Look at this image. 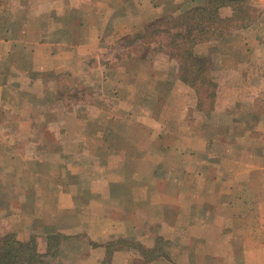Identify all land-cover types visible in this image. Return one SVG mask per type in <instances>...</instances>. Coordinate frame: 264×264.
I'll return each instance as SVG.
<instances>
[{"label":"crops","instance_id":"1","mask_svg":"<svg viewBox=\"0 0 264 264\" xmlns=\"http://www.w3.org/2000/svg\"><path fill=\"white\" fill-rule=\"evenodd\" d=\"M36 1L19 0V2L12 3L11 6L8 5V10H14L12 13L10 12L9 22L0 15V79L3 80L0 83V110L9 114L10 118H14L15 125L14 129L9 131L10 127L8 128L6 126L3 128L2 123H0V220L11 219L8 222V229L10 231L7 232L5 230L4 232L14 233L18 236L22 234L18 238H22L26 242L31 235L42 234L46 237L57 234L65 235L67 238L60 245V254L63 256L66 250H74V257L76 259L81 256L85 258V263L83 264H104L108 247L116 244L118 241L136 242L146 249H155L157 247V238L162 237L165 231H181L187 233L189 230L179 229L178 223L170 224L164 222V214L160 211L161 209L158 211L160 220L156 222L161 226L160 234L157 235L158 237L154 235V231L152 232L151 226L149 225L150 222H147L148 220H146L147 223L144 222L140 209L119 210L121 212H119L120 219L118 220L113 219L110 213L108 214V209H105V204H108V201L115 197L110 189L112 184L122 183L125 186L127 185L128 189H125L123 193L121 192L122 198L126 196V199L130 202L132 200L141 202L147 199V197L141 195V192H146L147 190V184L143 181H141L142 183L140 181L134 182L130 186V182L124 178L122 180L118 179L117 181H107L102 177H96L87 182L90 189V196L86 201L89 205L87 203H80L81 199L79 194L82 191V183L85 180L84 173L93 169H101V173H103L102 170L106 168V165L103 162H98V157L79 138L87 136L91 139L93 137L99 138L104 148L103 152L107 156L111 154L119 155L123 159L121 167L127 169L130 167L126 163L128 152L126 147L131 148V136L128 137L125 133H119V130L111 129L106 135L104 129L106 126L111 127L110 125L112 123L115 125L114 122L116 121L137 125L141 130H145V124L143 125L138 120L134 123L130 122L134 118L130 117L128 112L125 113L128 115L120 118L107 112L106 122H103L104 118L100 122L98 120V110L96 109L98 106L95 107L92 104L85 106L79 104L76 108L74 107L73 111H65V109L60 108V97L58 95L56 96L57 92L60 91V86H58L56 92L50 85L46 86L44 81L33 80L31 72L37 69V71L43 73L46 70L52 71L56 75L71 73L73 77L80 76L85 71L91 74H98L100 72L103 75H100L101 82L96 87V93L94 95L98 97L99 91L101 92L99 95L101 100H113L119 106L129 104V100H132L134 97H140L145 102L148 88H152L155 92L157 100H159L158 105L164 106L166 104L164 100H168L169 97L175 95L179 97V100H183L179 93H183L187 88L191 89L193 87L180 78V65L178 60L172 57L167 49H161L155 41H152L150 44L148 43L144 47L143 45L140 46L139 48L142 50L139 49L137 51V56L124 57L123 53L115 56L114 58L116 60L110 62L112 64L106 68V72H104L105 70H100L102 68H98L99 65H95L97 68H89V70L83 69L79 65L88 59L89 56L98 57L100 52L99 47L103 41H112L111 45H114L117 41L132 38L136 34L138 35L142 30L145 33L156 24H161L166 19L178 16L183 11L199 6L203 0H51L53 1L52 3L46 2V6H42L41 8H51L52 11L55 9L59 17L58 20L53 21L58 24H61L64 18L70 15L73 8L81 5L79 8L82 9L87 7L88 3L92 4L95 7L93 9L95 13L91 16V22L85 25L95 24L98 26L100 25L99 19L102 18L103 21L106 19V28H103L105 29L103 30L105 34L104 32H100V29L96 27L88 37L89 43L83 45L79 40L78 43L75 41L74 45L72 43L68 47L62 39L59 42L48 43V34L46 32V43L39 41L32 48L31 52L28 51L27 46H25L27 49L17 51L21 39L28 35L27 32L30 30L29 25L36 23L35 17L31 15L33 3ZM23 4L27 5L26 11L22 10L24 9ZM259 24L264 27V4L263 15L259 18L256 25L248 28L245 32H234L235 55L232 52L225 51V49L220 53L217 49L212 54L217 55L219 51L221 61L218 65L215 58H213V62V59L210 57L211 51L209 55L204 54L202 56L204 58H210L212 67L216 64V67L214 66L211 71V77L218 89H224L229 84L228 82L225 83L226 80H217L216 78L218 77H215L216 74L218 76L225 73L231 77L233 75L235 76L234 82L229 81L230 85L234 83V87L237 90L234 97L235 106L242 107L244 100L251 101L246 102V105L249 102L251 104L248 105L245 114L250 117L251 124L243 127L244 125L242 126L235 122L234 126L236 133L244 134L250 140L249 145L245 147L236 145L237 149L234 159L223 157L220 159V162L223 163L224 160H227L234 164V169H242L244 160L241 156L251 154L252 159L256 161L254 162L256 165L253 164L250 166V169L257 177L262 175L260 171H264V154L262 148L259 147V138L264 139V104H258V101L264 100V56H262L264 54V28L263 30L259 28L261 29L259 30ZM230 37L232 35H227L222 40ZM143 42L145 43L146 41L143 40ZM56 46L59 47L56 48ZM127 47H130V45ZM127 47L123 46V49L126 50ZM83 49L90 51L88 57H86L88 54L83 55L81 53ZM30 55L34 57L33 66L17 67L15 68L16 72L13 69L8 70V67H4L3 61L8 60L10 57L14 59V56L24 58ZM3 58L4 60H2ZM110 60L108 59V61ZM36 63L39 67L36 66ZM13 75L20 77L22 82L20 80L10 82V76ZM35 88L38 92H32ZM9 89L10 91L14 90L19 98L17 96L14 98L12 94V98L9 96V100L7 97L9 94L7 91ZM23 90H28V92L24 94ZM19 91L21 92L18 93ZM217 94L216 96L218 97L214 100L210 117H214L221 112V105L224 100H222L220 93ZM45 96L46 126H53L51 128L52 137H47L48 134L46 133V140H44L45 136H42L43 132L40 131V137L36 142L34 137L38 129H31L29 127H26L22 133H16L15 130L20 128L19 125L22 122L28 125L30 121L35 119V116L32 113L16 112L14 109L12 111L10 110L12 108L9 109V104L13 103L14 100V105H18V100H30V104L32 103L33 105L35 104L33 103L35 100H39V98H44ZM187 104H189L185 106L187 115L182 123L183 126L178 130L173 128V126H163L161 120L157 121L154 115L151 116L148 111L144 112V116H147L151 120V122L147 121L151 130L150 134L147 135L144 146L138 148V154L142 157V163L146 162L151 152L160 155V158L154 162L155 175L153 182H151L152 184H166L167 181L175 186L184 184L185 180L188 181L189 178V173L187 172L189 166L199 164V161H196L195 158L201 152L194 146V143L186 148L179 145V139H188L196 133L194 121L189 115V112L191 109L197 110L199 108L200 100L194 98ZM89 109L90 117H83L81 115L82 110ZM199 115L198 120H201L202 115ZM137 118H139L138 115ZM70 121H74L76 126L69 127L68 124ZM82 122L90 124L89 130L84 126V123L82 126H77L78 123ZM93 128H95V131L92 130ZM48 130L50 131V129ZM115 136H120L126 146H123V148L115 147L112 141L108 142L106 139H109V137L114 138ZM169 137L174 139L176 137V139L172 143H168ZM210 138L211 135L207 132L203 135L205 145L203 151V157L205 159H203V163L211 161L209 146L212 141ZM164 140L167 143L164 144ZM51 152L57 154L56 158L58 161L56 163H51L46 160V156H49ZM189 157L194 158L189 161ZM185 160L187 162L183 164ZM259 161L260 164H257ZM140 167L141 161L135 165V168H138V172L141 169ZM51 170L56 171V174H52ZM221 170L222 168L219 170V176L216 171V176L212 179H208L206 175L207 171L202 172L201 177L197 175L198 182L202 183L207 180L204 186L209 183L216 188L223 189L226 187L230 199L227 204V210L231 213L232 217H241L244 214L241 210V205L249 200L244 198L243 194L240 193L242 188L240 189L237 182L234 181L235 177L231 180V176L224 175V171L222 170V173ZM46 176L55 179L56 186L54 188L58 195L55 196L56 204L53 208V214L46 208L41 215L38 213V210L36 211V207L41 196L40 190H44L42 186L40 187V184L46 179ZM27 182L32 183L28 185ZM129 186L132 190L129 189ZM7 188H9V191ZM135 191H138L140 195H138L139 198L137 199V192L135 193ZM164 191L154 189V193L150 194L152 196H149V200L153 201L158 199L175 205V198ZM49 193L50 190L46 189V198L50 197ZM45 196L43 194V197ZM20 202L25 203L20 204ZM235 206L238 207L235 209ZM24 210H26V214ZM19 211L21 213L20 215L26 219L23 222L24 224L26 223V234L16 229L14 225L17 222H12L13 218H18ZM109 212L111 211L109 210ZM150 213L149 211L148 214ZM22 214L31 218L23 216ZM129 217H132L135 221L129 223ZM67 218L71 220L68 221ZM223 229L224 226L219 230L221 234H223ZM209 230L213 231V233L217 232V228L212 226ZM251 232L259 231L256 227L252 228ZM250 243L248 246L259 249L264 248V240H254ZM230 244L236 245V243ZM188 245H179V248L180 250H190V246ZM226 245L228 244L226 243ZM83 253H86V256H83ZM254 258L251 260L248 258L245 264H264V253ZM113 259L114 262L112 261L111 264L163 263V258L158 259L154 263L146 262L141 256L134 254L130 249L118 250L114 254ZM234 260L238 263L236 258ZM173 262L178 264L182 263L180 259L173 260ZM222 262L226 264V259L216 258V263L221 264Z\"/></svg>","mask_w":264,"mask_h":264},{"label":"rangeland","instance_id":"2","mask_svg":"<svg viewBox=\"0 0 264 264\" xmlns=\"http://www.w3.org/2000/svg\"><path fill=\"white\" fill-rule=\"evenodd\" d=\"M208 1L209 0H203L200 5H204ZM14 2H19V0H0V15L3 16V18L7 20V22L10 21V12L12 13L14 11L12 9L8 10L7 6H11ZM46 2L52 3L53 1L37 0L35 3H33V10L31 11V15L35 17L36 23L29 25L30 30L27 32L28 35L21 39L19 43L20 46L17 51H21L22 49L28 48V51L31 52L32 48L39 41L41 43H46V32L48 34V43L59 42V40L62 39L64 40V43L68 45V47L71 46L72 43L74 45L75 41H77L78 43L79 40L81 44L83 43V45H85L86 43H89L88 37L91 35L92 30L94 31L97 27L100 29V32H104L103 30L105 29L103 28H106V19L103 21L102 18L99 19L100 25L98 26H96L95 24L85 25L91 22V16L95 13V10L93 11L95 7L90 3L87 4V7H84L82 9L79 8L81 7V5L73 8L70 15H67L66 18H64V21H62L61 24H58L53 21L56 19L58 20L59 17L55 9H53L52 11L51 8H41L42 6H46ZM263 4L264 0H249L248 4H246V6H249L250 9L253 10L251 14L254 18H256L254 25L257 24V21L263 15ZM23 7L24 9L22 10L26 11L27 5L23 4ZM221 11L224 16H227L231 14L232 10L230 7H228L223 8ZM50 20L52 21V23ZM159 27L162 28V25ZM259 28H262L263 30L264 27L259 24L258 29ZM247 29L248 28L235 29L230 33H225L224 36L210 43L198 45L195 48V53L198 57L202 58L204 54L209 55L210 51L212 54L215 53L218 49L221 53V51L225 49V51L232 52L235 55L234 32H245V30ZM147 33L148 30L145 33H143L142 30L140 33H138V35L136 34V36L132 38L117 41L116 43H114V45H111L112 41L105 40L101 43L99 47L100 52L98 57H90V51L83 49L81 53L83 55L88 54L86 55V57L89 56V58L84 60L79 66H82L83 69L89 70V68L95 69L97 68L95 65H99L98 68H102L100 70H105L104 72H106V68H108V66L110 67V65L112 64L110 62L116 60V58H114L115 56H119L122 53L124 57L137 56V51L140 49L139 47L142 45L144 47L146 45L143 42L144 39L142 41L140 40L139 42V39H141L140 36H143V34L146 35ZM227 35H232V37L225 38L222 40V38L226 37ZM128 45H130V47H127ZM25 46H27V48ZM123 46L127 47V49H123ZM58 47L59 46H56V48ZM212 49L214 50L212 51ZM219 51L217 55L210 54V57L212 59L215 58V61H217V65L221 61ZM262 56H264V54H262ZM108 59L111 60L108 61ZM206 59L209 60L208 62L210 64V58L206 57ZM2 60H4V58ZM3 62L5 68L8 67V70L13 69V71L16 72L15 68L17 67H29L31 65L33 66L34 57H32L31 55L28 57L25 56L24 58H22L21 56H14V59L10 57L8 60ZM37 65L38 64L36 63V66ZM214 66L216 67V64H214L213 67ZM228 67H230V65H228ZM31 74L33 75H31L33 80L44 81V83H46V86L50 85L52 89L56 92L58 90V86H60V91L57 92L56 96L58 95L60 97L59 105L61 107H59L65 109V111H73L74 107L76 108V106H78L79 104H83L84 106L92 104L95 107L98 106L96 107V109L98 110V120H100V122H102L103 118V122H106V117L108 115L107 112H110L117 118H120L122 116L125 117L129 114L130 117L134 118L130 122L134 123L138 120L143 123V125L147 124V126L144 125L145 130H141L140 128H138L137 125L120 121L114 122L115 125H113L112 123V125H110L111 127H107L105 125L106 127L104 129V132L106 133V135L111 129L119 130V133H125L128 137L131 136V148L126 147L128 151L126 163H128L130 167L127 169L121 167L123 159H121L119 155L111 154L107 156V154L103 152L104 148L101 145L102 142H100L99 138L93 137V139H91L88 136L84 138H79L82 139L84 144L89 146L92 150V153L98 157V162H103V164L106 165V168L102 170L103 173H101V169L88 170L87 173H84L83 176L85 180L82 183V191L79 194V197L81 199L80 203H87L89 205V203L86 201L90 196V189L87 182L91 181L96 177H102L104 178V180L107 181H117L118 179L122 180V178H124L125 180L130 182V186H132L131 184H133L134 182L136 183L138 181H143L147 184V190L146 192H141V195L147 197V199L146 201L144 200L141 202L138 200H132L130 202L126 199V196L122 198V193L125 191V189H128L127 185L125 186L122 183L112 184V187L110 189L112 191V194L115 195V197L113 199H110L108 201V204H105V209H108V214L110 213L113 219L118 220L120 219L119 212H121L119 210L140 209L141 216L143 215L142 217L144 218V222H150L149 225L151 226L152 232L154 231V235L157 236L160 234L161 231V226L156 223L158 220H160L158 217V211L161 209L160 211L164 214V222H168L170 224L178 223L179 229H185V231L189 230L187 233L181 231H165L162 237H156L157 247L155 249H146L136 242L118 241L116 242V245L112 247L110 254H107L104 264H111L112 261L114 262V254L118 250L125 249H130L134 254L141 256L146 262L154 263L155 261H158V259L163 258V263L161 264H178L173 262V260L178 259H180V262H182L181 264H218L216 263V258L226 259V264H245L248 258L251 260L255 256H261V254L264 253V248L259 249L248 246L249 244H251L250 242L254 240H264V171H260V174L262 175H259L258 177L254 175V173L250 169V166H252L253 164L256 165V163H254L256 161L252 159L251 154H245L241 156L244 160V166L242 169H234V164L228 162L227 160H224L223 163L220 162V159L223 157H226L228 159H234V156H236V145L239 147H245L248 146L250 142V140L246 138L244 134H240L239 132L236 133L234 131L235 122L242 126L244 125L243 127L251 124L250 117L245 115L246 109L248 105L251 104V101L244 100V105L242 107L235 106L234 104L235 92L237 90L234 87V83L231 84L232 86L229 83V81L234 82V75L231 77L230 75L225 73L220 74L218 76L216 74L215 77H218L216 78L217 80H226L225 83L228 82L229 85L226 86L224 89L217 88L216 95H218L217 93H220L221 98L224 101L221 105V112H219L214 117H210L211 108H213L214 106V100H216L218 96H216L215 99L210 100L205 97V94L203 93L205 91L200 88L198 90L191 87V89L187 88L186 91H183V93H179V95L182 96L183 100H179V97H176V95L171 96L168 100H164V102L166 103L164 106L158 105L159 100H157L155 92L152 90V88H148L145 102L140 97H134L132 98V100H129V104L119 106V104H116V102L114 103L113 100H101V97L99 96L101 92L99 91V98L94 95V93H96V87H98L99 83L101 82L100 75H103L100 72L98 73V75L97 73L91 74L85 71L82 72L80 76L73 77L71 73L56 75L52 71L44 70L43 73H41L36 69V71L31 72ZM10 77V82H17L19 80L21 81L20 77H18L17 75H13ZM2 81L3 80L0 79V83H2ZM10 89L7 91V93H9L7 97L9 98V96L11 97L13 94L14 98H16V96L17 98H19L18 94L16 95L14 90L10 91ZM20 92L21 91H19L18 93ZM23 92L25 94L26 92H28V90H23ZM32 92H38V90L35 88L32 90ZM194 98H198L200 100V105L197 110L191 109L189 115L194 121V128L196 129V133L194 136H191L188 139H179V145L183 148H186L189 147L192 143H194V146H196L201 152L195 158L196 161H199V164L189 166V168L187 169V172L189 173V178L188 181L185 180L184 184L175 186L169 181H167L166 184H152L151 182H153L155 175L154 162L160 158V155L151 152L146 162L142 163V157H140V155L138 154V148H140V146H144L147 140V135L150 134L151 130L149 127L150 125L147 123V121L151 122V120L147 116H144V112L148 111L151 116L154 115L156 117L157 121L161 120L163 126H173V128L178 130L181 129V127L183 126L182 123L184 122V118L187 115L185 106L189 105L187 103L192 101ZM247 101H250L248 105H246ZM14 102L15 100L13 101V103L9 104V109L12 108L10 110H16V112L22 113H32V115L35 116V119H33L34 121H30L28 125L22 122V124L19 125V129H16L15 127L16 133H22L26 127H29L31 129H38V132L34 137L36 142L40 137V131L43 132L42 136H45L44 140H46V133L48 134L47 137H52L51 128H53V126H46V96L44 98H39V100H35L33 102L35 104L33 105L32 103L30 104V100H18V105H14ZM125 102H127V100H125ZM258 102V104H264V100ZM127 112L128 114H125ZM199 114L202 115L201 120H198V117L200 116ZM81 115L85 118L90 117V109L82 110ZM137 115L139 118H137ZM144 117H146V119H144ZM0 123H2L3 128H5L6 126H8V128L10 127L9 131L14 129L15 126L14 118H10L9 114L1 110ZM83 123L84 122L78 123L77 126H82ZM68 125L69 127H73L76 126V123L74 121H70ZM84 126H86L87 130H89V123H84ZM48 129H50V131ZM94 129L95 128H93L92 130ZM206 132L211 135L210 140L212 141V143L209 146L211 153V161L208 163H203V159H205L203 157V151L205 146L203 141V135H205ZM106 139L108 140V142L112 141L115 144V147L123 148V146H126L120 136H115L114 138L109 137V139ZM175 139L169 137L168 143H172ZM165 143H167L166 140H164V144ZM259 147L262 148L264 154L263 138H259ZM56 155L57 154H54V152H51L49 156H46V160L51 163H56L58 161ZM193 158L194 157H189V161ZM140 161L141 169H139L138 172V168H135V165L138 164V162ZM183 162V164H185L187 161L185 160ZM257 164H260V161ZM221 168L224 171V175H227L228 177L231 176V180H233V178L235 177L234 181L237 182L240 189L242 188L240 193L243 194L244 198L249 200L248 202L246 201L245 204L242 203L243 206L241 205V210L244 213L241 217H232L231 213L228 212L227 204L230 199L228 197V189L226 187L223 189L216 188L209 183V185L207 184L206 186H204L207 180L202 183L198 182L197 175H200L201 177L202 172L207 171L206 175L208 179H212L216 176V171L219 176V170ZM222 170L221 172L223 173ZM208 172L210 173L207 174ZM51 173L56 174V171L51 170ZM167 178L169 177L167 176ZM32 182H27V184L29 185ZM41 186L44 190H40L41 196L39 198L36 211L38 210V213L42 215V212H44L47 208L49 212L53 214V208L56 204L55 196L58 195L54 188V186H56L55 179L52 177L48 178L46 176V179H44L42 181V184H40V187ZM130 186L129 189L132 190ZM7 189L9 191V188ZM46 189L50 190L49 198H46L45 196ZM154 189L160 191L165 190L164 192L166 193L168 192L175 198L176 204L172 205L170 203H167L166 201L158 199L150 201L149 196H152L150 194L154 193ZM136 192L137 199L139 198V193L138 191H135V193ZM43 194L45 197H43ZM21 203L25 202H20V204ZM236 207L238 206H235V209ZM150 208H152V210H150ZM109 210L111 212H109ZM149 211L151 212L150 214H148ZM24 213L26 214V210H24ZM216 213L218 214L216 215ZM20 214L21 213L19 211L18 218H13L12 222H17L16 225H14L16 229H19L18 231L21 233H25L26 223L24 224L23 222L26 219L23 218ZM22 215L31 218L27 215ZM128 219L130 221L129 223L135 221V219H132V217H129ZM10 220L11 219L9 218L0 220V238H3V236H5L6 233L10 231V229H8V222ZM67 220L70 221L71 219L67 218ZM146 220L148 221L146 222ZM211 226L217 228L216 233H213V231L209 230L211 229ZM222 226H224L223 234H221V231H219ZM256 227L258 228L259 232H251L252 228ZM5 230L7 232H4ZM58 235V238L61 241H64L67 238L65 235ZM15 236L18 241L26 242L23 241L22 238H18L21 237L22 234L21 236L15 234ZM33 239L35 240L36 244L35 252L39 255L41 254L45 256L47 252L48 255V248L50 247V245L48 247L49 242L47 237L42 234L31 235L27 242L29 243ZM226 243L228 245H226ZM230 243H236V245H231ZM187 244H189L188 246H190V250H180L179 245L186 246ZM53 247L54 244L51 246L52 250L47 258H41V262L43 264L85 263V258H83L82 256L77 259L76 257H74V250H66L62 256L60 254V246L58 250L54 249ZM83 256H86V253H83ZM235 258L238 260V263L235 262ZM221 264H223V262Z\"/></svg>","mask_w":264,"mask_h":264},{"label":"trees","instance_id":"3","mask_svg":"<svg viewBox=\"0 0 264 264\" xmlns=\"http://www.w3.org/2000/svg\"><path fill=\"white\" fill-rule=\"evenodd\" d=\"M248 2L249 0H209L204 5L195 6L156 24L140 38L146 41V45L155 41L161 49H167L179 62L182 81L196 90L203 89L205 97L213 100L216 98L217 85L211 77L212 63L210 65L208 59L198 57L195 48L219 39L235 29L253 26L256 18L251 14L253 10L246 6ZM228 7L232 10L231 14L224 16L221 10ZM161 25L162 28L159 27ZM58 236L47 237L50 247L48 255L46 252L45 256L35 252L34 239L29 243L21 242L14 233H8L0 238V264H43L41 258L49 256L53 244V248L58 250L62 242ZM114 245L108 247L107 254H110Z\"/></svg>","mask_w":264,"mask_h":264}]
</instances>
